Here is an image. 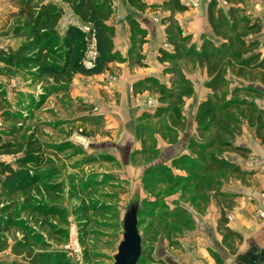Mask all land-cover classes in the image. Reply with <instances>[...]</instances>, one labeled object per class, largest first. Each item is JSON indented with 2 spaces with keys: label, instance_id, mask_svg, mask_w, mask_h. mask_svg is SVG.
Wrapping results in <instances>:
<instances>
[{
  "label": "trees",
  "instance_id": "16d2710c",
  "mask_svg": "<svg viewBox=\"0 0 264 264\" xmlns=\"http://www.w3.org/2000/svg\"><path fill=\"white\" fill-rule=\"evenodd\" d=\"M59 1L67 5L79 22L91 25L97 51L92 67L86 68L82 64L85 41L80 29L67 24L61 32L58 30L61 7L52 0H10L14 10L9 13L11 24L6 30L19 42L13 50H0V63L6 70L29 73L42 80L39 102L52 94L67 97L75 75L101 74L111 62L119 59L112 48V27L106 23L112 13L109 0ZM224 1L228 4L226 9L216 0L207 2V20L219 38L218 43L203 38L196 49V45L190 43V37L183 35L175 22L171 21L166 27V39L173 52L169 54L162 50L160 62L170 64L165 71L171 74L169 86L148 80V88L156 92L158 104L151 111L142 112L138 118L135 130L140 149L133 153L146 165L141 175L144 189L151 193L154 185L168 183V188H180L182 198L187 196L190 203L199 206L205 205L211 196L220 209L219 225L226 223L225 213L232 208L234 199V195L222 191L223 177L243 180L247 174L225 155L233 153L246 157L248 154L247 148L235 143L244 121L254 127L257 139L264 145V107L260 108L255 102L264 94V60L257 52V39L251 38L259 31L260 25L231 4L239 0ZM169 5L172 11L186 9L180 0H170ZM182 62L195 63L204 70L208 92L194 113L199 137L188 138L185 148L190 154H178L170 162L181 172L173 179L170 165L155 163L158 148L152 130L156 127L168 144H175L179 131L186 128L180 108L192 95L193 87L179 67ZM27 66L33 67L34 71H27ZM228 74L247 84L239 83L231 88ZM33 102L31 99L26 107L36 105ZM9 108V102L0 90V117L7 123L4 132L0 131V155L13 156L12 162L0 161V251L10 247L11 254L18 258L0 264H63L62 255L50 251L48 245L42 244L43 248L34 250L25 235L13 239L10 245L5 233L11 227L21 229V223L13 213L14 203L8 202L7 198L17 194L28 196L31 192L39 195L40 189L51 195L59 185H40L51 179L57 170L49 155L63 150L69 143H46L37 137L36 131L26 136L22 126L27 115L20 110L9 111ZM95 158L93 155L83 157L85 162ZM97 158L106 160L110 157L98 154ZM56 210L53 204H47L44 209L33 207V211L40 212L42 217L55 215ZM138 211L139 207L137 215ZM161 221V230L170 240L169 246H178L174 236L181 234L182 228L191 227L187 214L179 208L163 213L158 223ZM139 260L140 257L136 264Z\"/></svg>",
  "mask_w": 264,
  "mask_h": 264
},
{
  "label": "rangeland",
  "instance_id": "374dc122",
  "mask_svg": "<svg viewBox=\"0 0 264 264\" xmlns=\"http://www.w3.org/2000/svg\"><path fill=\"white\" fill-rule=\"evenodd\" d=\"M8 3L7 0H0V11L7 7ZM56 3L61 7L58 22V30L61 32L68 21L74 20V16L67 5L59 0ZM2 23L0 22V50L8 52L12 50V40L15 39L6 30L11 21ZM195 65L189 62L184 67L190 75L193 92L197 91L199 94L208 90L205 87L206 76L204 78L203 71ZM26 70L34 71V68L27 66ZM231 81V88L239 83L247 84L237 80ZM41 86V79L29 73L8 71L0 63V90L9 102V111L20 110L23 115H27L22 126L24 134L27 136L36 131L37 137L46 143H69L63 150L49 155L57 170L51 179H46L40 185H59L51 195L48 196L40 189L39 195L31 192L28 196L17 194L7 198L8 202L13 201V213L23 230L11 227L9 232L5 233L10 245L13 239H21L25 235L34 250H39L43 248L42 244H46L50 251L61 254L63 264H113V255L122 239L123 215L130 204L137 203V229L141 239L139 264H166V259H174V250L178 247L172 246V250H169L170 240L161 230L163 221L158 223L163 213L179 208L190 219L191 227L182 228V233L174 236L177 243L179 238L192 233L196 225L200 228L202 225L213 224L218 207L214 198L209 196L203 206L192 204L187 196L182 198L180 188L170 189L168 183L154 185L150 193L141 183L142 171L146 165L140 161V156L135 158L134 154V158L129 157L128 162H124L126 159L122 157L123 154L126 155V150L120 151L115 147L118 135L113 137L112 132L102 127L95 114L96 109L89 117L78 116L75 109L78 104L67 97H59V94H52L39 102ZM28 95H31V98H28ZM31 99L36 105L28 108L26 106ZM194 103L192 100L188 106L190 114L194 110ZM6 125L0 117L1 132H4ZM240 132L235 140L240 137ZM152 133L155 137L154 144H158V138L167 144L165 137L159 134L156 127H153ZM184 133H187L185 145L189 137H199L194 123L190 128L179 131L175 144ZM144 136H147V133ZM183 148V152L190 154L184 145ZM127 152L129 154L130 150L127 149ZM98 154L108 155L110 158H97ZM87 155L96 158L85 162L83 157ZM177 155H171L168 149L159 148L155 163H165L169 166ZM225 155L229 159L234 157L233 153ZM2 156L4 162L13 161L12 155ZM170 167L174 179L175 175L181 172L172 165ZM233 178L235 177H223L222 184H229ZM47 204L55 205L57 214L42 217L40 212L33 211V207L44 209ZM159 206L164 208H158ZM14 260L18 258L11 254L10 247L0 251V262L11 263Z\"/></svg>",
  "mask_w": 264,
  "mask_h": 264
},
{
  "label": "crops",
  "instance_id": "0c3cea01",
  "mask_svg": "<svg viewBox=\"0 0 264 264\" xmlns=\"http://www.w3.org/2000/svg\"><path fill=\"white\" fill-rule=\"evenodd\" d=\"M7 1V7L0 11L2 24H7L9 13L14 10L10 0ZM169 1L109 0L112 13L106 23L112 27V48L119 59L111 62L101 74H77L70 83L67 98L78 104L75 108L78 116L89 117L96 109L95 114L102 127L112 132L113 137L118 135L115 147L120 151L126 150V155L122 157L126 163L129 157L138 158L137 155L133 156L140 149L135 127L142 112L152 110L146 101L157 100L156 94L148 88V80L169 86L171 74L165 71L170 64L160 62L162 50L169 54L173 52L172 45L166 39V27L171 21L175 22L181 33L190 37V43H194L196 49L203 38L219 42L207 20V1L200 0L197 7H186L183 11H172ZM180 2L183 4V0ZM231 4L251 20L258 21L260 29L251 38L257 39V52L264 60V0H239ZM220 7L226 9L228 4ZM14 39L12 50L19 42V39ZM186 64L182 62L179 67L189 79L190 75L184 67ZM195 66L199 68L197 64ZM199 69L205 78L204 70ZM228 78L240 81L229 74ZM207 92L198 94L195 91L184 100L180 111L186 128L194 125L195 110ZM192 100L195 107L190 114L188 106ZM255 102L260 108L264 107V94ZM186 136L187 133H184L177 144H166L158 138L157 148L168 149L171 155L186 153L182 149ZM235 143L249 151L246 157L234 154L232 158L247 174L243 180L235 177L229 184H222V191L234 195L233 206L225 213L226 223L218 224L220 209L216 207L213 224L200 228L196 225L192 233L179 238L174 259H166V264H253L252 258L264 264V218L258 215V211L264 213V145L247 121L242 123L240 137ZM127 149L130 150L129 154ZM169 250H172V246ZM261 259L263 261L260 262Z\"/></svg>",
  "mask_w": 264,
  "mask_h": 264
},
{
  "label": "water",
  "instance_id": "95a60500",
  "mask_svg": "<svg viewBox=\"0 0 264 264\" xmlns=\"http://www.w3.org/2000/svg\"><path fill=\"white\" fill-rule=\"evenodd\" d=\"M137 203L130 204L122 218V239L113 255V264H136L141 254V239L137 229ZM253 264H261L252 258ZM263 261L262 259L260 262Z\"/></svg>",
  "mask_w": 264,
  "mask_h": 264
},
{
  "label": "built area",
  "instance_id": "2783aa9c",
  "mask_svg": "<svg viewBox=\"0 0 264 264\" xmlns=\"http://www.w3.org/2000/svg\"><path fill=\"white\" fill-rule=\"evenodd\" d=\"M207 2L210 0H206ZM220 5H225L226 2L224 0H216ZM200 4V0H183V5L185 7H197ZM67 24H72L77 26L80 31L84 35V41H85V55L82 59V64L86 68H90L93 66L97 51H96V42H95V36L94 31L90 24H84L79 22L76 18H74L73 21H68ZM65 24V26L67 25ZM146 104L149 107H155L157 104V101L155 99H148L146 101ZM0 161H3V156L0 155ZM258 215L261 218H264V213L261 211H258Z\"/></svg>",
  "mask_w": 264,
  "mask_h": 264
},
{
  "label": "flooded vegetation",
  "instance_id": "af4514ba",
  "mask_svg": "<svg viewBox=\"0 0 264 264\" xmlns=\"http://www.w3.org/2000/svg\"><path fill=\"white\" fill-rule=\"evenodd\" d=\"M256 262H258V261H256Z\"/></svg>",
  "mask_w": 264,
  "mask_h": 264
}]
</instances>
